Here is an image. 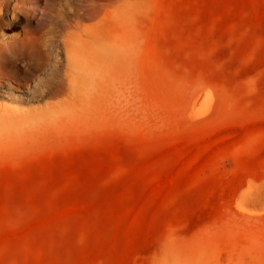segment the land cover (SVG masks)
I'll return each instance as SVG.
<instances>
[{"label":"rangeland","instance_id":"1","mask_svg":"<svg viewBox=\"0 0 264 264\" xmlns=\"http://www.w3.org/2000/svg\"><path fill=\"white\" fill-rule=\"evenodd\" d=\"M84 1L75 88L3 101L0 264H264V0Z\"/></svg>","mask_w":264,"mask_h":264},{"label":"bare ground","instance_id":"2","mask_svg":"<svg viewBox=\"0 0 264 264\" xmlns=\"http://www.w3.org/2000/svg\"><path fill=\"white\" fill-rule=\"evenodd\" d=\"M73 7L58 9L52 6L42 16L32 5V0H0V70L7 66L14 67L17 73L19 65L28 63L38 80L32 85L30 81H12L0 75V111H9L3 101L30 103L40 102L52 97L61 88H75V75L79 73L74 60L77 48L83 36L91 34L83 22L89 18L87 12L79 5L85 6L84 0ZM68 4V2H67ZM79 32L75 34L74 29ZM21 29L19 34L8 35L6 31ZM82 37V38H81ZM201 93L195 100L201 99ZM210 99V93L206 92ZM0 138L7 139L0 131ZM251 186L242 196L252 192Z\"/></svg>","mask_w":264,"mask_h":264}]
</instances>
